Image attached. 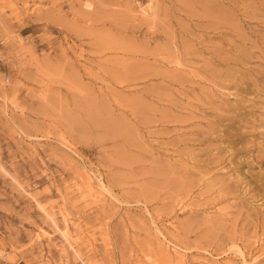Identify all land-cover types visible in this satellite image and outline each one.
<instances>
[{"label":"rangeland","instance_id":"1","mask_svg":"<svg viewBox=\"0 0 264 264\" xmlns=\"http://www.w3.org/2000/svg\"><path fill=\"white\" fill-rule=\"evenodd\" d=\"M0 264H264V0H0Z\"/></svg>","mask_w":264,"mask_h":264},{"label":"bare ground","instance_id":"2","mask_svg":"<svg viewBox=\"0 0 264 264\" xmlns=\"http://www.w3.org/2000/svg\"><path fill=\"white\" fill-rule=\"evenodd\" d=\"M89 183H91V182H89ZM90 187H91V186H90ZM99 187H100V189L103 188V183H102L101 180H99Z\"/></svg>","mask_w":264,"mask_h":264}]
</instances>
